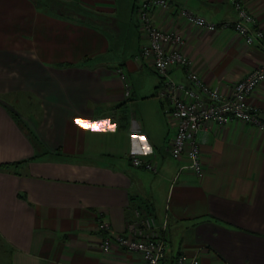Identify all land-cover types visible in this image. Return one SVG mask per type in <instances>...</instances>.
I'll return each mask as SVG.
<instances>
[{
	"label": "crops",
	"instance_id": "1",
	"mask_svg": "<svg viewBox=\"0 0 264 264\" xmlns=\"http://www.w3.org/2000/svg\"><path fill=\"white\" fill-rule=\"evenodd\" d=\"M171 1L212 22L237 19L230 0ZM244 1L264 28V0ZM134 4L0 0V264H146L101 247L99 222L123 233L135 208L167 218L165 264L183 252L201 264H264V129L209 121L197 136L205 174L182 168L161 79L136 58L146 39ZM156 22L184 35L179 49L226 95L264 63L263 45L233 28H201L176 9ZM169 75L187 83L182 66ZM249 103L264 120V82ZM134 153L156 171L136 167Z\"/></svg>",
	"mask_w": 264,
	"mask_h": 264
},
{
	"label": "built area",
	"instance_id": "2",
	"mask_svg": "<svg viewBox=\"0 0 264 264\" xmlns=\"http://www.w3.org/2000/svg\"><path fill=\"white\" fill-rule=\"evenodd\" d=\"M237 19L212 22L196 14L183 5H175L171 0H135L134 9L140 32L146 39L137 59L152 60L161 79L158 97L168 116L176 118L171 154L177 160L187 158L182 168L192 169L202 177L205 169L201 160V148L197 140L199 132L209 121L226 124L234 119L243 120L264 129V120L257 108L249 103V96L264 82V63L237 81L233 92L226 95L209 85L202 75L192 66L191 59L184 54L179 45L184 42L180 31H167L156 22V14L162 9L175 10L192 24L209 29L233 28L244 37L248 45L259 42L264 47V28L247 8L244 0H230ZM182 66L186 71L187 83L177 82L169 71ZM116 72L126 85V95L132 91L126 71L117 67ZM185 157V158H184ZM136 167L156 171L153 162H147L139 155H132ZM98 228L103 234L101 247L104 251L122 247L139 252L146 264H165L168 220L160 223L152 214H146L135 208L133 218L123 233L115 232L107 220H101ZM176 264H201L198 255L190 256L183 252L178 255Z\"/></svg>",
	"mask_w": 264,
	"mask_h": 264
},
{
	"label": "clouds",
	"instance_id": "3",
	"mask_svg": "<svg viewBox=\"0 0 264 264\" xmlns=\"http://www.w3.org/2000/svg\"><path fill=\"white\" fill-rule=\"evenodd\" d=\"M143 138V137H142ZM142 140V142H143V146H144V149H145V151H144V155H147V154H149L150 152H151V148L149 147V145L147 144V142L144 140V138L143 139H141ZM135 154V153H134Z\"/></svg>",
	"mask_w": 264,
	"mask_h": 264
},
{
	"label": "rangeland",
	"instance_id": "4",
	"mask_svg": "<svg viewBox=\"0 0 264 264\" xmlns=\"http://www.w3.org/2000/svg\"><path fill=\"white\" fill-rule=\"evenodd\" d=\"M53 9V8H52ZM20 97H22V98H27L25 95H23V96H20Z\"/></svg>",
	"mask_w": 264,
	"mask_h": 264
},
{
	"label": "trees",
	"instance_id": "5",
	"mask_svg": "<svg viewBox=\"0 0 264 264\" xmlns=\"http://www.w3.org/2000/svg\"><path fill=\"white\" fill-rule=\"evenodd\" d=\"M8 163H5L4 165H7Z\"/></svg>",
	"mask_w": 264,
	"mask_h": 264
},
{
	"label": "snow or ice",
	"instance_id": "6",
	"mask_svg": "<svg viewBox=\"0 0 264 264\" xmlns=\"http://www.w3.org/2000/svg\"><path fill=\"white\" fill-rule=\"evenodd\" d=\"M141 139H143V138H141Z\"/></svg>",
	"mask_w": 264,
	"mask_h": 264
}]
</instances>
